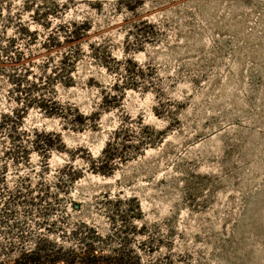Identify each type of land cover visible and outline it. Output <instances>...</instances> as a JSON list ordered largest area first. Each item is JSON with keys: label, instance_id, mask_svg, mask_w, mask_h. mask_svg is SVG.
<instances>
[{"label": "rangeland", "instance_id": "rangeland-1", "mask_svg": "<svg viewBox=\"0 0 264 264\" xmlns=\"http://www.w3.org/2000/svg\"><path fill=\"white\" fill-rule=\"evenodd\" d=\"M15 51L43 102L0 63V121L23 110L62 145L15 162L2 129L0 264H264V0H0V60ZM128 59L149 86L113 90ZM138 122L154 143L93 171Z\"/></svg>", "mask_w": 264, "mask_h": 264}, {"label": "trees", "instance_id": "trees-1", "mask_svg": "<svg viewBox=\"0 0 264 264\" xmlns=\"http://www.w3.org/2000/svg\"><path fill=\"white\" fill-rule=\"evenodd\" d=\"M141 28L147 26L146 22L141 23ZM136 30H140V27H135ZM79 35L76 37H67L66 41L70 42L74 39H78ZM145 40H148V37H144ZM14 39L8 40L9 47L13 45ZM137 44V43H136ZM137 46V45H133ZM139 46V45H138ZM9 51V49H8ZM10 52V51H9ZM68 57V54L65 55ZM23 53L21 51H15L14 54L9 55L7 59L0 60L2 65L8 64L12 69L13 73H11V78L13 84H15V90L20 93H24L25 97L23 99L24 107H28L30 105H38L42 104V97L31 98L29 95L33 89H41V86L36 85L35 83H31L26 75L29 70L25 67V63H23ZM118 63V62H117ZM119 63L117 64V66ZM6 66V65H5ZM21 70L18 71V69ZM23 70V71H22ZM119 70V69H116ZM124 76H121V80L117 79L115 83L112 85L113 90L118 89H129V88H142L148 87L149 85L141 82L144 80L142 69L136 65L131 63V60H126L125 65L123 66ZM137 78V79H135ZM23 83H25V87ZM114 99L115 103H118L117 94L111 95V99ZM24 113L22 110L21 113L13 112L11 115H3L2 120L0 121V133L3 128L6 126V122L10 121L12 123L10 129H8V137L11 138L12 146L7 148V154L10 155L15 162L19 161H27L29 158V151L34 150L38 153H41L44 157L48 155L52 148H60L62 143L58 135L38 132L35 129L32 131L23 130L20 123V115ZM49 114H56L52 111H49ZM58 114V113H57ZM129 118L126 120V122ZM138 131H132L129 129L127 125L124 123L120 125L118 129H116L113 133V137L107 142L105 148L102 151L101 156L93 163V171H98L99 173L106 174L113 171V168L119 162H126L128 159H131L134 155L141 152L144 147L150 146L154 143V139L152 137V129L149 126H145L142 122H138ZM28 133L33 132L35 135V139L27 145L22 140V135H27ZM54 137V138H53ZM137 139V140H136ZM28 142V139H26ZM56 140V145H54V141ZM30 142V141H29ZM138 206V205H137ZM138 210V208H137ZM29 255V252L26 253ZM30 257L35 260L34 262H38L39 260L33 254H30ZM32 262V261H31ZM19 264H26L19 263ZM83 264H142L140 260L132 257L131 254H125V258H115L111 256H104L103 254L96 253L93 255V259L87 263Z\"/></svg>", "mask_w": 264, "mask_h": 264}]
</instances>
